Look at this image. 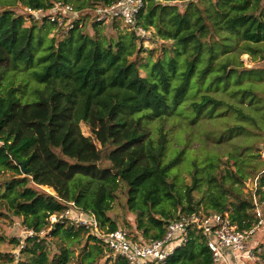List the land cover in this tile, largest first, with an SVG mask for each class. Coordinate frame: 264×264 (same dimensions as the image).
<instances>
[{"label": "trees", "instance_id": "obj_1", "mask_svg": "<svg viewBox=\"0 0 264 264\" xmlns=\"http://www.w3.org/2000/svg\"><path fill=\"white\" fill-rule=\"evenodd\" d=\"M115 1L0 0V212L21 217L31 232L8 239L18 255L0 249V264H70L88 242L108 255L105 263L128 264L86 228L49 220L67 202L112 232L120 227L109 211L122 194L134 215L130 237L146 240L160 239L179 213L198 210L228 212L249 227L253 194L264 211V68L239 60L242 53L264 60V0H146L137 26L151 33L149 42H162L157 50L117 23L110 35L93 20L94 33L86 31L87 10ZM54 2L81 13L65 32L47 19L23 25L15 10ZM181 130L196 147L171 145ZM258 257L249 264H264V250ZM162 264L212 258L190 231Z\"/></svg>", "mask_w": 264, "mask_h": 264}, {"label": "built area", "instance_id": "obj_2", "mask_svg": "<svg viewBox=\"0 0 264 264\" xmlns=\"http://www.w3.org/2000/svg\"><path fill=\"white\" fill-rule=\"evenodd\" d=\"M145 3L146 0H117L111 4H97L87 12L93 21L117 23L143 38L149 31L137 26V17ZM22 9L24 18L29 21L47 19L56 23L61 32H65L81 15L71 4L62 2H54L48 9L27 6H22ZM252 201L255 220L249 227L239 228L230 220L227 212L198 210L179 213L166 222L164 235L155 240L134 239L124 228L105 232L92 213L79 209L74 202H67L65 209L58 216L52 214L49 220L54 222L57 218H64L72 225L86 228L91 235L101 239L111 255L124 258L128 264L164 263L176 247L187 242L190 231L204 238L212 264H249L258 261V254L264 250L257 238L264 233V211L256 194H253Z\"/></svg>", "mask_w": 264, "mask_h": 264}, {"label": "rangeland", "instance_id": "obj_3", "mask_svg": "<svg viewBox=\"0 0 264 264\" xmlns=\"http://www.w3.org/2000/svg\"><path fill=\"white\" fill-rule=\"evenodd\" d=\"M177 4L181 5L182 3L177 2ZM16 12L17 13H21L24 14V11L22 9L21 5H18L16 7ZM86 21V31L89 34H93L94 30L92 28H90V16L85 19ZM30 21L26 18H24V23L23 25H29ZM103 32L107 35H110L111 33L115 32L114 30V26L113 24H103ZM120 27V26H119ZM121 28V27H120ZM52 35H54L53 32L49 33V36L51 37ZM151 37V33L147 32L146 35L143 37L144 42H143V46L146 48H153L156 47L155 50H157L159 48V46L161 45V41L157 40L155 42H149V40ZM148 39V40H147ZM230 42V40L228 41ZM148 52H143V58H140L138 60V67H140L141 63L145 62V58L148 56ZM154 54H157L156 52H154ZM153 58H155L153 56ZM239 60L242 61V63L244 64L245 67L251 68V67H257V68H264V60H260L258 58L254 59L252 58L249 54L246 53H242L239 55ZM143 70V69H141ZM141 75H145L144 71H140ZM81 130L82 133L86 136H91V133L88 129V127L81 123ZM177 134V135H176ZM186 137L188 138L186 144L183 143V140H186ZM171 145H173V147H178V149H181L184 147V145H186V148H194L197 146L196 141L194 140V138H190L188 136V132L187 131H175V136H173L170 140ZM98 147L99 144L96 143ZM258 153H259V157L264 158V144H260L259 148H258ZM225 159V157L223 158ZM184 162V161H183ZM102 164H107L104 162V160L102 161ZM182 174L185 176V181L189 184L190 183V177L189 175L184 172V170H181ZM257 185V177L255 179H253L252 181L247 180L246 181V185L243 187V193L245 195H248V193H250L251 190H253ZM35 188L44 190L46 192H50V193H54V191L47 187V186H36V185H32ZM207 186L203 185L202 189H206ZM233 195H235V192L233 193ZM201 195L197 194V198H199ZM120 201L122 202V204H120ZM125 201V197L121 194L120 196V200L116 201L115 204L113 205V209L111 211H109V215L111 218L115 219L116 222H118V225L120 228H124L127 229L126 226V222H130L131 224H134V215L130 212H128L124 205L123 202ZM233 202V200H232ZM234 203V202H233ZM1 211V210H0ZM0 236H4L6 238V241L0 243V249L3 251H11L12 253H14L15 255H18V249L13 246V243H10L8 241V239L12 238V237H16L19 239H23L24 237H26V235L28 234V231L25 230V228L22 226V218L18 217V216H14L11 214H5V212H0ZM228 213V212H227ZM140 237V236H138ZM258 241L261 242L263 248H264V233L263 234H259L257 236ZM140 239H144V238H140ZM146 240V239H145ZM108 255L105 253H100L97 248H95L92 245V242H88V246L86 247L85 250L83 251H76L74 258L72 259L70 264H96L97 262L99 264H111V261H107L105 263V259Z\"/></svg>", "mask_w": 264, "mask_h": 264}, {"label": "water", "instance_id": "obj_4", "mask_svg": "<svg viewBox=\"0 0 264 264\" xmlns=\"http://www.w3.org/2000/svg\"><path fill=\"white\" fill-rule=\"evenodd\" d=\"M21 169H22L23 172H28V169H25L24 168V165H22V168Z\"/></svg>", "mask_w": 264, "mask_h": 264}]
</instances>
